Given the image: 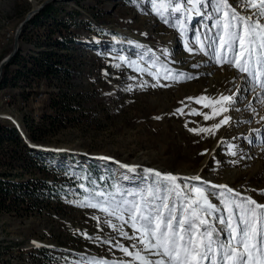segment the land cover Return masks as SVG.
I'll use <instances>...</instances> for the list:
<instances>
[{
  "label": "rangeland",
  "instance_id": "1",
  "mask_svg": "<svg viewBox=\"0 0 264 264\" xmlns=\"http://www.w3.org/2000/svg\"><path fill=\"white\" fill-rule=\"evenodd\" d=\"M44 1L0 0V63L14 50L16 32L27 14ZM229 2L242 15L248 14L238 7L237 0ZM51 4L58 6L56 12L45 21H30L22 33L17 65L23 73L16 86L0 89V124L18 130L21 125L37 146H30L21 130L23 143L0 138L8 158L0 161V175L4 171L20 174L14 180L32 183L39 193L35 204L28 197L20 202V210L0 209V264H86L93 257L117 264L122 259L129 261L131 258L117 248L103 243L119 241L129 246L130 241L105 223L120 222L99 209L72 201L92 195L79 187L82 183L105 193H115L114 186L141 191L146 181L150 182L142 169L186 177L200 175L211 184L228 185L241 196L264 203V105L255 99L261 93L258 86L255 91H244L243 74L197 51L190 33L165 24L150 0H54ZM53 15L60 21L58 26L51 25ZM205 24L211 27L213 20L196 16L191 21L193 29ZM58 40L67 46L58 45ZM188 47L194 51L190 53ZM47 50L59 52L75 76L49 77L37 67L34 59ZM121 56L128 62L120 60ZM132 60L151 71H162L160 66L166 65L174 73L197 78L177 82L161 76L159 83L169 86L153 88L151 84L157 81L148 73L137 72L135 66L129 67ZM154 60L156 68L151 67ZM197 64L200 66L193 67ZM210 66L215 73L208 71ZM218 73L219 78H211ZM141 84L146 86L139 87ZM237 87L241 98L234 106L238 110L227 113L231 116L228 125L215 135L189 131L210 127L222 117L204 121L202 116L189 115L193 108L211 110L188 97L229 95ZM52 98L59 101L63 112L56 119L43 118L55 113L50 106ZM181 107L185 115H173ZM29 148L42 153L45 161H32ZM102 156L113 159H99ZM92 164L96 167L89 170ZM122 164L139 167L132 172ZM227 173L225 182H218ZM55 182L65 185L67 191L51 192L48 184ZM215 192L209 190L212 203H218ZM125 230L132 234L128 226Z\"/></svg>",
  "mask_w": 264,
  "mask_h": 264
},
{
  "label": "snow or ice",
  "instance_id": "2",
  "mask_svg": "<svg viewBox=\"0 0 264 264\" xmlns=\"http://www.w3.org/2000/svg\"><path fill=\"white\" fill-rule=\"evenodd\" d=\"M150 3L165 24H171L185 34L190 33L197 51L210 54L216 64H227L243 74L244 91H255L258 86L261 93L255 99L264 105V0H237L238 7L243 8L247 15H242L229 0H150ZM196 16L213 20L212 26L205 24L193 29L191 21ZM187 50L190 53L194 51L193 47ZM119 59L128 62L126 57ZM133 66L137 72L148 73L157 81L151 84L153 88L169 86L159 83L161 76L164 80L177 82L197 78L174 73L166 65L160 66L162 71H151L132 60L129 67ZM151 67H157L155 60ZM240 98L239 87L229 95L188 97L187 100H195L196 104L211 110L205 112L193 108L189 115L202 116L204 121L222 117L210 127H192L189 131L197 135H215L230 123L231 116L227 113L238 110L234 106ZM247 107L255 113L251 104ZM173 115H185L184 107L177 108ZM232 155L235 156L236 152ZM99 159L108 161L113 158L102 156ZM121 167L135 172L139 166L122 164ZM142 171L150 182L146 181L141 191L130 192L114 186L115 193H105L89 189L82 183L79 187L92 195L72 201L82 207L99 209L120 222L117 225L112 220L105 221L120 237L131 242L129 246L119 241L115 244L110 240L103 241L131 258L129 261L122 259L119 264H264V203H258L251 196H241L228 185L211 184L200 175L186 177L151 168ZM210 189L216 190L218 203H212ZM261 194L264 195V190ZM117 195L121 199H116ZM125 226L131 229V235ZM86 264L117 262L93 257Z\"/></svg>",
  "mask_w": 264,
  "mask_h": 264
},
{
  "label": "trees",
  "instance_id": "3",
  "mask_svg": "<svg viewBox=\"0 0 264 264\" xmlns=\"http://www.w3.org/2000/svg\"><path fill=\"white\" fill-rule=\"evenodd\" d=\"M58 6L56 4H50L48 5L42 12L35 15L31 22L38 23L41 21L47 20L49 17H51L52 13L56 12V9ZM55 21L51 23V25L55 26V24H60V21L57 19L55 15L52 16ZM58 26V25H57ZM58 45L62 46L67 43L64 40H58L56 41ZM21 58V51L18 52V54L13 58V60L5 67L4 69V76L2 81L0 82V89L3 87H7V85L11 84L12 86H16V79L20 77V75L23 73V71L19 70L18 63ZM64 60L62 59V55L59 52H55L53 50H47L45 52H42L40 56H37L34 59V64L37 67L43 68L45 74L47 76H54L57 78H71L74 75V70L72 67L67 66L64 64ZM12 66H16V68L12 69ZM33 70H30L28 72H31ZM35 78H39L38 74H35ZM15 99V98H14ZM59 101L56 98H52L50 102V106L53 112L55 113H48L43 116V118H54L58 117L62 112V107L59 106ZM68 107V106H64ZM59 114V115H58ZM12 123V122H11ZM28 129V126L25 125V129ZM7 137L9 139H15L17 141H20L23 143V139L21 136L20 131L15 128L11 127L10 124L2 123L0 124V138ZM30 137L34 140L36 137L32 134H30ZM29 155L31 157L32 161L37 162V160L41 159L42 161H45V159L42 156V153H37L35 149L29 148ZM42 152V150H38ZM8 158L5 156V151L0 146V161H6ZM44 163V162H43ZM95 164H92L90 166L89 170L95 169ZM20 176V174H15L12 172L4 171L0 175V209H11L15 207L16 209H21L20 207L21 203L24 202L28 197L32 200V204H35L38 201L39 193L37 192L36 186H32V183H24L15 181L14 179L16 177ZM89 180H86V183H88ZM51 188L50 191H60V190H66L65 185L59 184L55 182L54 184H48ZM67 191V190H66ZM31 203V202H29Z\"/></svg>",
  "mask_w": 264,
  "mask_h": 264
},
{
  "label": "water",
  "instance_id": "4",
  "mask_svg": "<svg viewBox=\"0 0 264 264\" xmlns=\"http://www.w3.org/2000/svg\"><path fill=\"white\" fill-rule=\"evenodd\" d=\"M54 0H45L44 2H42L40 5H37V7H34L26 16L25 20L21 23V25L19 26L17 32H16V36H15V46H14V50L8 55L6 56L0 63V82L3 79L4 76V67L6 65H8L13 58L17 55L20 47H21V36L22 33L25 29V27L30 23V21L32 20V18L37 15L38 13L42 12L48 5H50ZM18 124V123H17ZM18 128L19 130H21L23 137L26 139V141L30 144V146L32 147H37L35 144H33L27 134L23 131L21 125L18 124ZM131 165H137V164H131Z\"/></svg>",
  "mask_w": 264,
  "mask_h": 264
},
{
  "label": "bare ground",
  "instance_id": "5",
  "mask_svg": "<svg viewBox=\"0 0 264 264\" xmlns=\"http://www.w3.org/2000/svg\"><path fill=\"white\" fill-rule=\"evenodd\" d=\"M35 7H37V5H35ZM207 69V68H206ZM209 70V72H211V73H215L216 71H214L215 70V68L214 67H212V66H210L209 68H208ZM234 74V73H233ZM233 74H231L230 75V77L232 78L233 77ZM211 78H215V79H217V78H219V73L218 74H213V76L211 77ZM226 177H228V173L227 174H225V175H222V178L221 179H217L218 180V182H225L224 181V179H226Z\"/></svg>",
  "mask_w": 264,
  "mask_h": 264
}]
</instances>
